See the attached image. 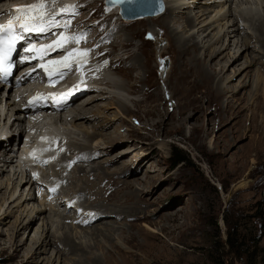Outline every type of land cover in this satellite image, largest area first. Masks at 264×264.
<instances>
[{"label": "rangeland", "instance_id": "rangeland-1", "mask_svg": "<svg viewBox=\"0 0 264 264\" xmlns=\"http://www.w3.org/2000/svg\"><path fill=\"white\" fill-rule=\"evenodd\" d=\"M188 2L191 1H186ZM249 2L254 4L258 1L249 0ZM190 4L193 5L194 1ZM234 5L233 2L224 5L223 11H227L229 7L233 9ZM84 6L86 5L83 3L82 8L71 13L75 28L78 29L82 25L84 27L82 30L86 28L89 30L85 38L88 36L91 41L89 45L81 43L83 50H90L93 53L96 50L94 48L102 46L103 39L107 46L108 42L114 41L115 37L117 42L120 39L122 44L124 40H131V47L127 50H131L143 63L141 70L130 73L133 77L138 74L137 82L133 85L137 94L120 92L122 97L127 99L131 114H122L114 108L100 111L99 116L102 117L105 114L103 124L107 123L105 131L111 135V140H106V145L103 144L99 151L95 150L88 158L84 159L87 156L84 155L80 161L70 162V165L72 163H77L75 166L88 164V168L92 165L96 167L94 169L99 167L107 172L118 169L123 174L115 178L124 181L125 184H121L122 186L118 184L117 188L122 187L124 193L128 190L125 186L127 182L131 183L138 193L134 201L137 203L135 205L139 215L126 222L119 217L117 223L120 226H113L115 230H123V233L114 231L111 234L116 246L126 251V255L132 256L136 264H246L247 251H255L256 264H264V55L258 54L262 52L257 48L259 45L252 43L253 48L256 46L253 55L257 58L253 59L250 66L246 64L247 59L242 55L235 64L231 65L222 59L214 67L216 73L222 69L219 76L224 89L219 98L220 107H217L214 101L207 103L203 96L199 104L203 108H193V111H189L184 107L182 94L175 91L180 89V83L175 78L179 63L188 55L180 54L181 61H175L176 52L172 48H167L166 41L169 34L164 31L159 22L155 21L147 25L144 19H136V21L123 23L120 21V16L104 7V0H100L96 5L92 4L83 8ZM80 15V19L75 20ZM211 15L214 14L211 13ZM232 17L228 16L224 21L219 22L220 28L226 21L228 23L225 27H228ZM100 21L99 25H93ZM180 22L172 23L171 26L180 28ZM247 25L240 22L241 33L242 36L250 37L253 31L248 29ZM216 26L217 24L207 31L210 33L208 36L211 37L216 32L213 29ZM225 27L222 28V33ZM156 31L161 35L160 46L166 48L162 56L155 52L156 44L150 37V33ZM229 39L235 40V38ZM121 42L114 44L113 48L108 47L109 56H102L100 52L94 54L93 66L104 65L107 61L109 67L105 72L104 81L114 79L130 86L132 82L123 79L127 73L122 68H126L123 65L124 62L117 63L118 59L124 58L125 55L122 54L127 51L122 49ZM79 45L78 48H81ZM236 51L237 48L234 49L230 45L229 56L233 55V52L235 57L238 56L239 53L236 54ZM160 56L168 65L164 75L161 74L163 68L160 63L163 62H160ZM204 59L207 61L208 58L204 57ZM84 87L87 88V86ZM89 92L91 91L74 97L75 101L85 97ZM197 96L200 97L199 94ZM135 101L142 105L138 112L132 105ZM107 102V100H101L98 104L106 106ZM2 103L4 106V101ZM146 110L160 114L158 136L153 140H146L141 135L136 138L130 132L131 127L140 129L139 131L142 132L143 129L152 126L151 120L145 122ZM3 119L4 116L0 120V127ZM12 119H6L4 122L10 123ZM95 121L96 119L93 118L87 127L90 129L92 125L96 126ZM178 122L183 124L181 129H178ZM14 128L16 126H13V130ZM95 130L98 131L97 127ZM20 137H23V134H20ZM89 142L85 144L88 145ZM9 147H15V154L21 156V145L19 148L17 142H12ZM55 148L54 153L59 151L56 145ZM9 150L11 151L8 148L7 151ZM123 151L126 152L124 155H117ZM58 153L53 156L55 159L58 158ZM174 153L183 156L186 159L185 163L172 166L171 157ZM5 158L10 160L9 156ZM123 164H126L125 167ZM18 165L14 164L17 167H13V170L18 169ZM48 168L49 165L44 166V169ZM11 169L8 167L4 175L0 176V181H3L0 182V264H81L78 256H72L60 242L57 243L58 247H46L44 252L43 246L31 244L34 232L43 223L41 220L43 216L34 221L29 230L22 228L33 217H25L26 211H23V206L22 208L14 206L19 201V196L23 192L27 194L29 189L21 186L16 188L10 183L7 186L5 176L12 173ZM39 172L38 178L41 177V171ZM69 175L77 181L73 178L76 182L66 184L67 186L61 192L60 195L65 196L60 198L63 205L57 204L56 207L54 204L48 205L45 204L47 200L44 199L32 201L36 208L40 207L39 203H44L51 208L50 211L44 212V216H50L53 220V223L46 226L48 239H52L53 232L55 235L61 234L60 230L57 231L58 227L74 226L72 225L74 222L71 221L72 213H77L78 207L70 202L66 205L64 200H74V196L69 193L77 188L83 175L68 174L66 182L71 180ZM18 177L20 178V175ZM105 184L106 181L100 187L103 188ZM59 186H61L60 182L57 187L53 186L56 187L55 191L59 189ZM39 187V190H35L36 195L40 192L45 194L46 198L50 195H52L51 198L59 196V191L51 194L45 184ZM112 190V187L109 188L106 196H109ZM91 198L82 196V199H79L81 206L86 208ZM4 201L5 206H2ZM57 207L58 212L55 211ZM259 210L261 218L257 214ZM106 219H108L105 220L106 222H113L112 218ZM16 220L22 221V224L17 222L14 226ZM74 224L77 225V223ZM86 228L89 227L83 225V229ZM66 231L75 243L81 241L84 245L93 244L89 237L86 238L85 230L76 228ZM126 237L131 239L130 242L128 241L129 244ZM229 237L235 249L229 246ZM253 239H257L256 245ZM101 241L102 248H108V244L104 243V240ZM92 252L98 257L102 254L100 249H93ZM117 262L125 263L119 257Z\"/></svg>", "mask_w": 264, "mask_h": 264}, {"label": "bare ground", "instance_id": "bare-ground-1", "mask_svg": "<svg viewBox=\"0 0 264 264\" xmlns=\"http://www.w3.org/2000/svg\"><path fill=\"white\" fill-rule=\"evenodd\" d=\"M99 1L100 0H41L40 2L46 5L49 10L55 11L54 15L62 17L64 19V25L69 21V18L66 15L77 12L78 9L82 8L83 3L86 6H92V4L96 5ZM186 1L188 0H163L164 10L159 14L160 17L157 15V17L152 16L138 19H144L143 21L147 25L152 24L155 21L159 22L164 31L169 34V38L166 41L168 44L167 48H172L176 52L175 61H181L179 56L180 54L185 56L188 55L186 58L187 60L185 59L179 63L180 66H178L177 75L175 77L177 82L180 83V89H175V91L182 94L181 96L185 102V109L193 111V108H203L199 106L203 96L205 97L207 103L214 101L217 104V107H220L219 98L220 95H222V91L224 89L221 76H219L222 72V69L216 73L214 71V67L218 65L222 59L231 65L235 64L242 55H244V58L247 59L246 64L248 63L250 66L253 59L257 58L255 55H253V51L256 50V46L253 48L252 43L254 45H259L257 48L260 49V51L262 50V52H259L258 54H262V56L264 55V0H257L258 2L254 4L250 3L249 0H190V3H193L194 1L193 5L189 2L186 3ZM230 2H233L235 7H233V9H230L229 7V9L224 12V5L230 4ZM104 7L115 12L119 17L118 7H108L106 5ZM197 9L198 11H195ZM61 10L64 11L62 12ZM162 13L164 15H161ZM211 13L214 15H211ZM7 14V8L0 11V16H5ZM165 15H167V17ZM49 16L54 17L52 15ZM228 16H233V19H231L228 27H225L228 21L225 22V24L222 26V28L225 27L223 30L224 32L222 33V28H220L218 23L224 21ZM64 17H67V21ZM80 17L81 15L75 20H79ZM120 21L123 23H128L131 21H136V19L125 21L120 19ZM177 21H181L179 23L181 25L180 28H177L176 26V28L172 27L171 24H176ZM240 22L248 24V29L253 31L252 36H242L243 34L241 33L242 30L240 27ZM76 23L78 24V21ZM100 23L101 21L99 23L96 22L93 25L96 26ZM215 24H217V26L213 29H215L216 32L210 37L208 36L210 33H207V31ZM70 26H72L75 30L73 33L74 37H79L81 35L85 37L86 34H88L89 30L87 28L82 30V28H84L82 25L79 26L78 29L75 28V21L73 23L70 22ZM70 26L65 28L69 30ZM190 31L191 33H189ZM112 33L113 32H110V34ZM204 33L206 34L204 35ZM112 35H114V33ZM160 36L161 35H159L157 31L150 33L151 39L156 44L155 52L162 56V53L166 51V48L160 46ZM229 38H235L236 41ZM90 41L91 39L87 36L86 43H88V45ZM120 42V39L117 42L115 37L114 41L110 40V42H108L109 45L107 46L104 44L105 39H103L102 46L99 45L97 48H94L96 50H94L93 53H91L90 50L88 51L91 54L88 53V58L86 57V60L88 59L87 63H84L79 67L73 65L72 71L70 72L61 69L60 71L63 70L65 72L63 76L58 75L60 72L59 71L56 75L51 77V79L39 82L37 80V73H39V71L35 70L31 72L30 76L25 74L18 80H14V78H12L9 87L0 85V120L2 116H4L3 124L0 127V147H2V149H0V153H2L0 154V176L4 175V172H6L8 167H10L12 168V173L10 172L11 174L9 176H5L7 177V186H9L10 183V185L16 186V188L21 186L25 187V189H29L27 194H24L23 192L19 196V201H17L14 206L15 208H22L23 206V211H26L25 217H33L28 222V224L25 226L23 225L22 228L29 230L31 228V224L34 223V221H36L39 217L43 216L41 219L43 223L40 227H38L36 232H34L35 235H33L31 238V244H39V246H43L44 252L46 251V247H56L57 243L60 242L65 250L68 249L71 252L72 256H78L81 264H119L117 262V257L125 261L124 264H128V262L129 264H136L132 256H129L128 254L126 255V251H123L122 249H119L118 246H116L111 234H113L114 231H123L122 229L115 230L113 228V226L117 227L119 225L117 223V219L119 217H121V220L126 222L130 218L134 219L135 216L137 217L139 215L137 214L138 208H136V202L134 201V198H137L138 193L133 188L132 184L127 182L125 186L128 190L124 191L123 193L121 184H123L124 181L115 178L123 174L118 169L114 170L115 172H107L106 170L99 167L94 169L96 167L92 165L90 168H88V164L75 166L77 163H72V165H70V162L80 161L84 155H87L84 159L88 158L91 154H93V152H95V150L99 151L103 147V144L106 145V140H111V135L105 131V129H107V123L103 124L105 121L103 120L105 114L104 116L102 115V117L99 116L101 114L100 111L114 108L122 114H131L129 103L127 99L122 97L120 92L137 94V91L134 89L133 85H135L137 82L138 74L133 77L130 73H132L131 71H136L138 69L141 70L143 64L138 56H134L131 50H127V48L131 47V40H124L123 44L121 42L122 49L127 51L125 54H122L125 55L124 58L118 59L117 63L120 61L124 62L123 65H125L126 68H122L123 71H127V73L125 76H123V79H128L130 82H132V85H125L122 82H117L114 79L104 81L105 72L108 70L109 63L97 65L96 67L93 66L95 59L93 57L94 54H99L100 52L102 56H109L110 53L107 51L108 47L113 48L114 44H118ZM84 43L85 42H82L83 45ZM82 44L79 45L81 48H77L83 50ZM230 45L234 47V49L237 48L236 54L239 53L238 56L235 57L234 52L233 55L229 56L228 52L230 51ZM71 48L77 49L75 45H72ZM161 56L160 62L163 59ZM204 57L208 58L207 61H205ZM229 59L232 60V62H230ZM249 59L252 60L250 61ZM126 61L130 63L128 64ZM160 64L163 68L161 69V74L164 75L166 71L165 69L168 65L166 61ZM113 66L114 64L112 63L111 67L113 68ZM81 68L84 69L83 75L80 78H74V74L78 69ZM82 80L85 81V83ZM54 84L55 86L53 87ZM84 86H87V88ZM104 87L106 89H104ZM87 91L91 92L85 95V97L75 101L74 97H78ZM197 94H199L200 97H198ZM38 95H41L42 97L37 98ZM47 97H49V100L53 98L56 100L47 106L48 108L55 110H50L52 113L51 123L55 128V132L46 134L44 136L36 134L28 137L26 141H23L24 135L26 137V133L23 134V137H20V134L23 133L21 128L23 122L20 121L23 112L19 110L21 107L20 105H22V108H27V104L30 102L32 103L34 101H39ZM61 100H65L66 103H64L62 107H56V103ZM101 100H107V105L105 106L104 104V106H100L98 103ZM3 101L4 106L2 105ZM132 105L137 110V112L140 111L142 107V105L136 101L132 103ZM145 114V122L151 120L152 123L150 125L152 126L148 129H143L142 132L139 131L140 129L138 130L137 128L131 127L130 132L132 136H135L136 138L141 135L142 138H145L146 140H153L158 136L157 127H159L158 120L160 118V114L158 112L155 113L152 110H146ZM11 118L13 119L10 123L4 122L6 119L10 120ZM93 118L96 119L95 122L97 125H92V127L89 129L87 126L91 124L90 122ZM177 125L178 129H181L183 124L178 122ZM13 126H16L14 130ZM47 126L48 125L43 126V128H46ZM96 127L98 131L95 130ZM17 128L19 129L16 130ZM92 140L94 141L91 145ZM12 142H17L19 144V148L21 145L20 152L21 155L24 156L23 162H20L18 156L15 154V147H9L10 143ZM87 142H89L88 145L85 144ZM55 145L59 150V153L55 152L59 154L57 159L53 157L55 155L53 152ZM8 148L11 149V151H7ZM54 150H56V148ZM125 153L126 152L123 151L117 155H124ZM117 155L115 156L119 157ZM4 156H9L10 160H7ZM7 162H9V164ZM29 163H33L34 165ZM14 164H19L18 169L13 170V167H17L14 166ZM45 165H49L47 170L44 169ZM125 165L126 164H123L124 167ZM26 166L29 167L26 168ZM39 171H41L40 178L37 177ZM74 173L81 174L83 177L80 179V183L77 188L72 193H69L74 196V200L66 199L64 200V203L68 205L67 203L70 202L71 204H75L78 207H76L77 213H72L71 218V221L77 223V225L74 223L72 224L74 225L73 227H68V224L67 227L62 225L57 229V231H61V234L55 235L53 232V234H51V237L53 236L52 239H48V236L46 235V226L53 223V220L50 216H44L45 211L51 210L50 206L47 207L45 204H54L55 207L57 204L63 205L61 199L65 196L60 194L63 192L65 186H67L66 184L77 181V179L72 175H69L71 180H68L67 182L65 181L68 177V174ZM19 175L20 178L18 177ZM13 178L16 180L15 183ZM73 178L76 181H73ZM105 181V186L101 188L100 185H102V183ZM0 182L2 183L3 181ZM59 182L61 183V186H59V189L56 190L59 191L58 197L51 198L52 195H50L49 198H46L45 194H41L40 192L37 193V195L35 194V190H39V185L42 184L47 185L48 190L51 194H53L56 191H52V189H55ZM118 184L121 185L120 189L117 188ZM111 187L113 188L112 192L109 196H106V192ZM82 196H86L88 198L92 197L88 203L85 202L87 203L86 208L81 206L79 202V199H82ZM40 199L47 200V202H45V204L39 203L40 207L38 208L34 207L32 201H39ZM2 206H5V201ZM59 208L57 207V210L55 211L58 212ZM106 218H112L113 222H106L105 220H108ZM17 222L22 224V221L16 220L14 226ZM106 224L108 226H104ZM83 225L84 227L87 226L89 228L83 229ZM76 228L81 229V231L85 230L86 238L89 237V240L93 243L91 246L84 245L81 241L80 243H75L72 240L71 235L68 234L66 230H75ZM39 230H41V232ZM103 234L105 236H102ZM101 240H104V243L106 242L108 244V248H102L103 242ZM130 240V238H127L128 244ZM93 249L102 250L101 256H96L92 252ZM133 256L136 257L135 255Z\"/></svg>", "mask_w": 264, "mask_h": 264}, {"label": "snow or ice", "instance_id": "snow-or-ice-1", "mask_svg": "<svg viewBox=\"0 0 264 264\" xmlns=\"http://www.w3.org/2000/svg\"><path fill=\"white\" fill-rule=\"evenodd\" d=\"M113 2H123V0H113ZM45 5L41 3L33 4L29 9H16L20 13L33 12L37 9H43ZM62 12L64 10H61ZM30 22H21L17 27H14L13 20H9L7 24H0V83L6 81L10 76H12V70L15 64L31 63L33 59H36V56L26 55L32 53L35 50V45L28 40L29 34H47L55 27H68L70 26V21L66 22L64 25H61L58 21L53 23V21H44V13H41L39 16L31 15L27 18ZM16 20H21L20 16L16 17ZM150 38V37H149ZM82 42L86 43V38L81 35L79 37H69L65 36L64 33H60L58 39L52 44H49L44 49L39 51L45 54H50L52 51L58 49H64L68 44H81ZM24 43L22 48V54L19 57L18 61L13 60V55L17 52L18 46ZM88 55L87 50L80 49H71L66 52L65 55L60 60H50L48 63L51 65H60L63 70L72 71L73 65L77 67L85 63L86 57ZM42 58V57H41ZM107 63V61H105ZM43 68L44 72L49 71L48 67L41 64L38 65ZM36 70V66L33 67L32 71ZM58 73L59 76L65 74L64 71ZM30 76L31 73H28ZM51 79V77H50ZM55 100V98H53ZM31 103V102H30ZM66 103L65 100H61L56 103V107H62ZM55 191V189H52Z\"/></svg>", "mask_w": 264, "mask_h": 264}, {"label": "water", "instance_id": "water-1", "mask_svg": "<svg viewBox=\"0 0 264 264\" xmlns=\"http://www.w3.org/2000/svg\"><path fill=\"white\" fill-rule=\"evenodd\" d=\"M104 4L118 7L119 16L123 20L157 16L164 10L163 0H123L122 3L105 0Z\"/></svg>", "mask_w": 264, "mask_h": 264}, {"label": "trees", "instance_id": "trees-1", "mask_svg": "<svg viewBox=\"0 0 264 264\" xmlns=\"http://www.w3.org/2000/svg\"><path fill=\"white\" fill-rule=\"evenodd\" d=\"M185 161H186V159L183 157V156H181L180 154H173L172 155V157H171V165L172 166H176V165H178V164H180V163H185ZM260 213H261V211L259 210V212L257 213L258 214V216H259V218H261L260 216ZM229 236H230V234H229ZM257 238V237H256ZM258 239V238H257ZM257 239H253V240H255V245H256V243H257ZM228 244H229V246L232 248V249H235V245H234V243L233 242H231V239H230V237H229V240H228ZM246 257H247V261H246V264H256V262H255V251H253V252H249V251H247L246 252ZM264 261V260H263Z\"/></svg>", "mask_w": 264, "mask_h": 264}]
</instances>
